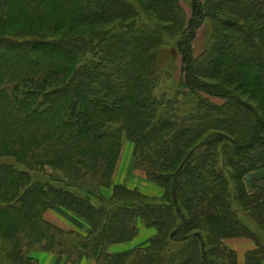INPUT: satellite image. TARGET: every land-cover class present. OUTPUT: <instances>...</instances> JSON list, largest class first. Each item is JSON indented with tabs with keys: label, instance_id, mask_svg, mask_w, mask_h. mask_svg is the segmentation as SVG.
<instances>
[{
	"label": "trees",
	"instance_id": "16d2710c",
	"mask_svg": "<svg viewBox=\"0 0 264 264\" xmlns=\"http://www.w3.org/2000/svg\"><path fill=\"white\" fill-rule=\"evenodd\" d=\"M121 1L0 0V159L12 161L0 166L6 262L38 264L37 246L72 263L238 264L223 243L247 238L256 248L244 264H264V239L239 217L259 215L251 219L264 233V187L257 182L249 194L243 182L264 169V0H193L188 26L171 30L181 37L184 89L222 100L200 98L186 114L184 91L154 94L148 52L164 39L153 45L129 29L118 40L106 30L134 17ZM146 1L165 17L178 3ZM206 19L219 26L199 63L193 42ZM81 30L92 37L78 38ZM123 136L136 146L137 168L166 190L163 203L143 204L138 191L113 186ZM61 208L87 222L86 236L46 221ZM142 226L161 236L153 255L109 252Z\"/></svg>",
	"mask_w": 264,
	"mask_h": 264
},
{
	"label": "rangeland",
	"instance_id": "374dc122",
	"mask_svg": "<svg viewBox=\"0 0 264 264\" xmlns=\"http://www.w3.org/2000/svg\"><path fill=\"white\" fill-rule=\"evenodd\" d=\"M125 3V6L132 8L135 11L134 17L124 20L117 21L112 24V26H107L106 30H111L110 36L115 37L116 39H120L124 37V34L126 31L131 29L134 31L136 36L139 38L141 36H146L148 39H150V42L154 45L160 43L158 46L151 49V51L148 52L150 54V57L148 59L150 63V68L155 71V76L153 77V80L155 81L157 87L154 92L155 96L162 98V96H166L164 98H173L176 94L182 93L184 91L185 95H181L180 98L183 100V108L186 110V112L182 113H189L193 108L196 107V104H198L200 98H203L213 102V103H222L221 99L210 97L206 94H203L199 91H191L189 89H184L183 84L186 82V72L184 71L185 65L183 63V57L181 55V48L178 47L177 43L181 39V37L175 36L172 34V31L176 33L177 35H181L183 32V29L188 26V21L192 17L193 13V0H178L177 5H175V9L172 10L173 15L171 17H165L157 12V8L151 6L146 0H124L121 1ZM202 4L206 6V4H209L210 0H201ZM185 25V26H184ZM218 23L214 20L206 19L203 26L199 28L195 41L193 42V50L192 55L193 58H195L199 63L202 62L204 56L208 54V50L211 47L212 44V38L214 36L213 30H215L218 27ZM106 28V27H105ZM172 30V31H171ZM158 31V33H157ZM90 30H81L77 32V37L88 40L92 37L93 34H90ZM160 32L162 34H160ZM164 33V38H163ZM90 35V36H89ZM95 35V34H94ZM94 37V36H93ZM142 39V38H140ZM199 77V76H198ZM199 81L211 83V81L199 77ZM182 111V110H181ZM135 144L128 139V137L123 136L122 137V150L119 157V160L116 165L114 177H113V186L115 184L114 178L116 175L117 167L119 165V161L121 156L128 159L129 166L127 171L125 172L126 177V183L130 182L131 180H139V174L143 175L145 179L148 181L149 185L151 187L158 188L160 191H162L161 197L153 196L150 193H143L141 190L134 188L130 189L131 191H138L139 194L143 197V200L141 203L146 205H159L163 203L161 201V198L166 195V190L160 186L157 182H152L149 180V178L146 176L144 172L139 170L136 166V160H135ZM5 164H12V161L9 159H0V166ZM16 167H21L17 164H15ZM34 176L36 173H33ZM41 174V173H40ZM44 178V177H43ZM57 180H59V176H55ZM123 186V185H122ZM77 188L71 189L74 192H80L81 195H85L88 193L87 191H91L94 193L91 195L94 196V198L98 199L100 193L98 189H90L89 187H83L81 185H76ZM126 187V186H124ZM238 210V208H237ZM254 214V213H253ZM258 214V213H255ZM259 215H248L239 214V217L241 221L247 225V227L251 228L264 239V233L259 232L258 223L256 224L254 221H252L251 218H257ZM264 226V225H263ZM145 228V226H142ZM152 229V228H149ZM156 233L154 234L158 236V232L156 229ZM259 230V231H258ZM153 237V238H154ZM161 237V236H158ZM153 238H151L146 243H140L138 246L134 248H130L126 251H124L121 254H126L132 251H137L141 249H146V251L151 250V254L144 255H153L154 252V245L152 248V241ZM247 238H230L224 241L223 245L229 250L234 251L237 254V261L238 264H244L246 259V254L244 255V251L247 249L246 246L241 245V242H238L239 240ZM253 242L256 248V244L252 239H247ZM133 242V241H132ZM227 242V243H226ZM131 243V242H130ZM127 243V244H130ZM119 245V244H116ZM7 247L6 245H4ZM2 246V243H0V262L1 264H8L9 262L7 259V256H5L4 249ZM152 248V249H151ZM39 250V247L36 246V249L33 251L34 253H31L32 257L35 256V251ZM255 250V249H254ZM176 251V250H170V252ZM119 255V254H118ZM166 256H169V254L166 253ZM24 257V256H23ZM25 258V257H24ZM94 261V260H93ZM12 262V261H11ZM219 263H223L222 261H219ZM10 264V263H9ZM30 264H35L30 263Z\"/></svg>",
	"mask_w": 264,
	"mask_h": 264
},
{
	"label": "crops",
	"instance_id": "0c3cea01",
	"mask_svg": "<svg viewBox=\"0 0 264 264\" xmlns=\"http://www.w3.org/2000/svg\"><path fill=\"white\" fill-rule=\"evenodd\" d=\"M126 158H124L123 156H121L120 158L119 165L117 167L116 175L114 178V185H123L130 189L137 188L143 193H150L153 196L161 197L163 192L160 191L158 188L151 187L145 177L141 174H139V180H131L130 182L126 183L127 179L125 177L124 170L127 171L129 166V161ZM263 180L264 169L253 171L247 174L243 179L247 193H254L255 184L257 182L259 183L260 187H264ZM102 194L109 198L112 195V189H103ZM45 219L46 221L59 227L63 231L77 232L83 236H86L90 229L87 222L62 208L48 211L45 214ZM155 233V230L146 227H141L139 235L135 238L133 242H131L130 244L113 245L110 247L109 252H111L112 254H121L130 248L138 246V244L140 243L142 244L148 242L151 238L155 236ZM238 242H241V245L247 247V249L244 251V255L255 249V245L250 240L241 239L237 241V243ZM34 256L38 260V264H96L93 260L87 258H81L77 263H72L67 258L45 252H36Z\"/></svg>",
	"mask_w": 264,
	"mask_h": 264
}]
</instances>
